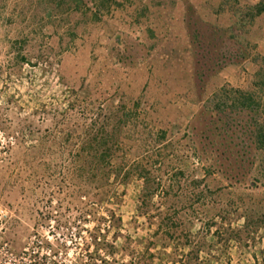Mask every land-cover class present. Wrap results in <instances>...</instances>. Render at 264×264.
Masks as SVG:
<instances>
[{
	"label": "rangeland",
	"instance_id": "obj_1",
	"mask_svg": "<svg viewBox=\"0 0 264 264\" xmlns=\"http://www.w3.org/2000/svg\"><path fill=\"white\" fill-rule=\"evenodd\" d=\"M81 1L0 0V257L28 249L46 264L50 247V264H264V185L250 182L264 183V150H248L246 129L197 119L215 88L252 90L258 65L221 56L244 51L226 31L259 0ZM251 36L263 56L264 17ZM136 101L180 141L181 182L171 166L158 187L76 174L91 121Z\"/></svg>",
	"mask_w": 264,
	"mask_h": 264
},
{
	"label": "trees",
	"instance_id": "obj_2",
	"mask_svg": "<svg viewBox=\"0 0 264 264\" xmlns=\"http://www.w3.org/2000/svg\"><path fill=\"white\" fill-rule=\"evenodd\" d=\"M234 1L240 4V0ZM75 2L79 4L83 1L75 0ZM233 17L234 24L226 32L230 33L231 39L244 47V51L241 49L231 53L230 56L222 55L221 59L233 65L252 59L258 65L253 88L249 91H241L225 85L215 88L213 91L215 104L213 107L203 106L197 119L207 124L206 129H252V132L242 130V141L244 144H249L248 150L254 148L255 151H262L264 150V55H257L253 59L252 42L249 38L252 37L251 31L257 19L264 17V0H259L257 4L246 5L236 11ZM235 29L241 31V34L236 35ZM196 88H193L196 96L194 102L200 103L208 94V89L205 84L199 86V92H196ZM82 93L88 94L87 91ZM113 104L108 106L109 112L105 113L102 121L99 115L95 121H91L85 144L75 156L76 160L84 161L75 168L76 174L87 176L90 182L98 179L105 185L112 180L115 182L121 180L128 184L140 179L148 185L160 186L159 183H155L154 174L163 170V166H171L175 169L174 165L181 153L178 149L180 141L169 139L171 133L167 129L170 128L163 122L162 113L155 104L152 108L156 116H151L150 113L142 110L140 101L134 102L130 109ZM133 135L143 143L141 151H134L133 147L124 145L134 140ZM68 142H70L68 137L63 139V143ZM243 153L242 155H247ZM248 154L255 157L251 151H248ZM214 168L215 164H212L206 169V177L211 175V169ZM239 169L243 170L242 167ZM174 171L177 178L186 174V171L180 167H176ZM177 182H181L179 178ZM193 182L198 187L204 179ZM250 182L253 190L258 189L260 184L264 185L259 177L252 178ZM156 190L158 189L154 191ZM208 194L209 192H200L197 195L198 202L207 204ZM170 221L172 225H176L171 219ZM258 228H264V217Z\"/></svg>",
	"mask_w": 264,
	"mask_h": 264
},
{
	"label": "built area",
	"instance_id": "obj_3",
	"mask_svg": "<svg viewBox=\"0 0 264 264\" xmlns=\"http://www.w3.org/2000/svg\"><path fill=\"white\" fill-rule=\"evenodd\" d=\"M0 214H2L5 218H7V212L6 211H0ZM40 244H43V243L40 242ZM5 253L6 254H4V256L6 258L0 257V264H36V262H37L36 257H32V254H30L28 249H26L24 251V253H22V255H20V256H15L12 253H9L8 251ZM45 254L47 256V263L46 264H50L52 249L50 247H47L45 250Z\"/></svg>",
	"mask_w": 264,
	"mask_h": 264
}]
</instances>
